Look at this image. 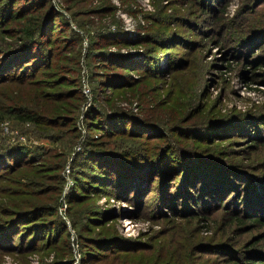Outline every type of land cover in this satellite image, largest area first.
<instances>
[{
  "label": "rangeland",
  "instance_id": "rangeland-1",
  "mask_svg": "<svg viewBox=\"0 0 264 264\" xmlns=\"http://www.w3.org/2000/svg\"><path fill=\"white\" fill-rule=\"evenodd\" d=\"M46 1L59 12L45 41L54 55L25 85L0 79V145L38 149L0 162V264H264V216L254 218L264 215V0ZM20 21L0 22V45L22 42ZM6 91L38 106L51 130L7 111ZM114 119L128 128L108 135ZM176 141L187 174L173 163L144 173ZM97 142L146 149L143 164L124 156L132 168L120 158L100 168L124 195L93 187L86 147ZM91 156L98 168L104 157ZM241 181L239 209L229 195L199 208ZM59 216L69 233L49 236L43 224Z\"/></svg>",
  "mask_w": 264,
  "mask_h": 264
},
{
  "label": "trees",
  "instance_id": "trees-1",
  "mask_svg": "<svg viewBox=\"0 0 264 264\" xmlns=\"http://www.w3.org/2000/svg\"><path fill=\"white\" fill-rule=\"evenodd\" d=\"M37 5H39V7H41V8L35 10V12H27L29 10H23L22 12H20L22 10V8H19V7H17V10H15L12 0H4L2 8L0 7V22L4 18H9V17L13 16V14H14L15 18L18 17V19H24L23 22H21V21L20 22H21V24H25V26L21 28L22 31H24L23 34L20 36L22 39L21 43H15V41H14L8 45H4V44L0 45V53L2 54V56L0 57V61H1L0 65L5 64L4 67H2L0 69L1 81H10V82L15 81L14 83H16V84L25 85V83L29 80V77L35 76L40 72V69L42 68V66L49 59L50 54L54 55V53L50 51L49 46L47 44H45V41L46 40L51 41L53 39V35H52L53 33H51V36L48 37V32L55 30L53 28V24L55 21L54 17L59 12H58V10H55L51 4L48 5V1H46V0H34L30 3L26 2V3L22 4V7H30V6H37ZM23 40H25V42H23ZM26 40H27V42H26ZM7 47H10V48L8 49ZM43 52H45L44 53L45 60L41 56V54ZM23 59H24V61L21 62ZM19 62H21L22 66H23L22 70L19 72L16 71L15 73L10 72V70H11L10 68L13 66V69H16V64H18ZM5 97L11 101V102L9 101L10 106L8 107L7 111H9V109H10L12 111V113H14V116H16L17 118H20L21 120L28 121V122L33 123V124H37L41 128L47 129L48 131L51 130V128H49V126L47 125V121L44 120V117H43L44 114L41 112V110L39 109L38 106L30 105L28 100L24 99L23 96L19 97L18 94L17 95L16 94H9L8 91L5 92ZM5 107H6L5 104L0 103L1 109H4ZM4 113H5L4 111H2L0 113L1 118L3 117ZM121 113H123V112H121ZM113 122H116V123H109L108 124L109 126L106 125V130H107L108 135H113V133H117L119 131H123V130H126V128H128L126 125L122 124L123 120L121 122H119L117 119L116 120L114 119ZM129 128L132 129L131 126ZM136 131H138V130H136ZM47 133L49 134V132H47ZM95 139H99V138L95 137ZM108 144H109L108 142H104V144H103V142H102V144L100 142H97V144L87 145V147H86L87 158L89 160V164L93 166V171L90 170L89 173H87V175H90L92 178H95V179H93L94 182H91L93 184V187L102 188L106 192L111 191L112 193H115V194H118L121 196L122 194L123 195L125 194V192L121 188H118L117 186H111L110 187L107 184H104V183H108L109 179L107 178V175H105V172H103L102 169H100V168H103L105 170L109 169L108 165L111 161L112 162L110 164L114 165L113 160H112L113 158L115 160L119 159V158L122 159L125 167H127L128 162H126L124 156H127L129 159L139 161V164L141 162L140 159H142L141 163L143 164L144 163L143 161L145 160V158H147V153H145L146 149H143V150L140 149L139 151H136V152L128 151L127 149H125V150L120 149L121 151H118V150L112 151L109 148H106V145H108ZM167 145H171V148H168ZM179 146H181L179 141H176L175 143L167 142L166 145H163V150L165 151L163 154L155 155V154L151 153L152 155L150 154L151 155L150 157H153L154 160L152 162H145L144 173H148L152 169L154 170V168L156 166L160 167V169H162V172L165 173L167 171V167H168L169 163H171V164L173 163L172 165H170V168L174 167V168H172L174 171H176L178 173L183 172V173L187 174V171H185V169H186L185 167L188 166L189 161L187 160V157H185L182 154V152H181L182 150L178 148ZM37 150H38L37 148H33L32 146H30L28 144L20 143V142L18 144H14V145H4V146L0 145V162L6 161L7 163H9L10 159L13 162L14 161L20 162L22 159H23V162L25 160L28 161L27 159H29L31 156H33V153H31V152H33V151L37 152ZM98 152H100V153H98ZM151 152H153V150H151ZM92 154H99V155L104 157L103 159H100L98 161V164H96V166L98 168H96L94 166V162L92 163V161L90 160V158L92 157L91 156ZM197 166H198V164H197ZM216 167L219 168L218 166H216ZM128 168H132V167H130V166L127 167V170H128ZM135 170H139V168H136ZM205 170L210 171L211 168L207 167ZM215 171L219 172V170H217V169H215ZM117 172L119 173V178H120L119 181L121 179H124V177L127 174V173H125L126 170H124V168L118 169ZM174 175H175V172H173L172 176L174 177ZM213 177L216 179L217 175H215L213 173ZM109 181H111V180H109ZM75 182H76L75 187L67 195L68 196V202L70 201V203L72 201V197L76 193H78L77 186L78 185L80 186V183L78 180H75ZM124 182H126V179H124ZM187 182L189 183L188 178H187ZM91 183H89V185H91ZM112 183H113V181L109 182L108 184H112ZM240 186L244 189H242ZM245 186L246 185H245L244 181H241V184H238L237 186L228 185L223 189H220V187H218L216 184V188L218 187L217 189H220V190H216V192L211 190L213 193V198L212 199L208 198L206 200L208 202L206 204H208V205H200L199 208L200 209H207L213 205H216V204H218V201H219L218 199H220V201L222 203L223 200L226 198V196L229 195V198H232V201H230V202H234L237 205V207H234V208L239 209L240 207H239V203L237 200L238 199L237 196H242L243 192L245 190H247V188ZM249 191H250V189H248V192ZM73 192H75V194H73ZM169 196H170V192L168 191L167 198H169V199L174 198V196H171V197H169ZM248 197L249 196L246 195L244 198H248ZM183 199H185V197H183ZM243 201H245V200H243ZM33 206H34L33 211H37L39 209H45L46 208V206L42 205V204H39V205L36 204ZM55 206L56 207L54 209L56 210L57 205H55ZM23 212H24L23 215H25V217H26L28 214L27 213L28 211L23 210ZM34 215H40V213L37 212V214H32V216H31L32 219H35ZM257 215H259V216L254 217L255 219H260V217L264 216L261 213H259ZM59 217L52 219L50 222L43 224V229H46V232L49 233L48 234L49 236L52 235L53 232L57 233L58 230L59 231L65 230L66 232L69 233L68 224L66 222L67 220L64 217H61V216H59ZM235 218H238L240 220L243 219V217L240 216L239 214H235ZM23 223L21 220L20 221L17 220L15 229L16 230L21 229L19 231V232H21L23 229L22 227H24ZM19 225H21V226L18 228ZM28 226L30 228V231L37 233L36 236L39 235L41 232H44L43 229H42V231H40L38 228L33 227V224L32 225L29 224V225H27V227ZM24 233H26V232L24 231ZM12 239H14V237H12Z\"/></svg>",
  "mask_w": 264,
  "mask_h": 264
},
{
  "label": "bare ground",
  "instance_id": "bare-ground-1",
  "mask_svg": "<svg viewBox=\"0 0 264 264\" xmlns=\"http://www.w3.org/2000/svg\"><path fill=\"white\" fill-rule=\"evenodd\" d=\"M128 224V223H127ZM129 225V224H128Z\"/></svg>",
  "mask_w": 264,
  "mask_h": 264
}]
</instances>
